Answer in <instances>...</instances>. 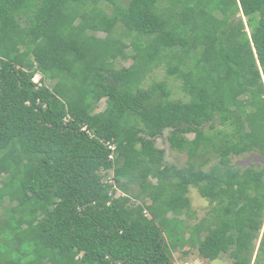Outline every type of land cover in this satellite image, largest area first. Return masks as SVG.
Wrapping results in <instances>:
<instances>
[{
    "label": "trees",
    "instance_id": "16d2710c",
    "mask_svg": "<svg viewBox=\"0 0 264 264\" xmlns=\"http://www.w3.org/2000/svg\"><path fill=\"white\" fill-rule=\"evenodd\" d=\"M162 66L184 98L147 83ZM251 152L264 0H0V264H264V170L231 164Z\"/></svg>",
    "mask_w": 264,
    "mask_h": 264
},
{
    "label": "rangeland",
    "instance_id": "374dc122",
    "mask_svg": "<svg viewBox=\"0 0 264 264\" xmlns=\"http://www.w3.org/2000/svg\"><path fill=\"white\" fill-rule=\"evenodd\" d=\"M240 17V16H238ZM237 17V18H238ZM244 22L246 23L247 20L243 18ZM118 31L114 32L113 35L118 37L120 33L124 32V29L122 26L117 27ZM248 31L250 30L249 28H246ZM99 37H104L106 34L104 32H101L98 34ZM133 58L129 61H125L123 63L117 64L118 68L121 67H128L132 64ZM41 79V75H36L34 77V82L39 83ZM159 81H166L169 86L172 89V98L174 99H180L184 98L185 95L182 93L180 86H181V81L176 80L174 77H167L166 76V69L164 66L158 68L154 73H152L149 78L147 83H152V82H159ZM235 97L237 95L235 94ZM105 109V101L103 100L99 107H98V112H101ZM209 126H207L205 129L208 132L209 131ZM215 128L217 130H222L225 127L221 126L218 122L215 124ZM169 135V131H166L164 134L163 138H160L157 140V145L156 149H162L165 152V160L169 165H176L178 167H185L187 163V155L186 154H181L174 152L167 140V136ZM190 138H193V136H189ZM216 163V160H212L211 163L205 167V170H209L210 167H212ZM231 164L236 167V168H241V169H248L250 167H254L255 169L258 170H264V157L258 154L257 152H251L247 153L242 156L238 157H231ZM189 198L191 200V207H192V212L196 215V217L190 221L192 225H196L199 223L207 224V222L210 220L209 218V213L211 211V204L210 202L202 198L200 195L199 191L196 188L191 187L190 192H189ZM187 252L188 254H184ZM174 263L175 264H231L232 261L228 255H222L218 260L214 262H208L203 260L197 249L193 248H187L184 251H176L174 254Z\"/></svg>",
    "mask_w": 264,
    "mask_h": 264
},
{
    "label": "built area",
    "instance_id": "2783aa9c",
    "mask_svg": "<svg viewBox=\"0 0 264 264\" xmlns=\"http://www.w3.org/2000/svg\"><path fill=\"white\" fill-rule=\"evenodd\" d=\"M186 264H188V263H186Z\"/></svg>",
    "mask_w": 264,
    "mask_h": 264
}]
</instances>
